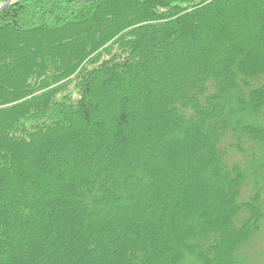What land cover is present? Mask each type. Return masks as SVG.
<instances>
[{
    "label": "trees",
    "instance_id": "trees-1",
    "mask_svg": "<svg viewBox=\"0 0 264 264\" xmlns=\"http://www.w3.org/2000/svg\"><path fill=\"white\" fill-rule=\"evenodd\" d=\"M263 222L264 0L0 12V264H244Z\"/></svg>",
    "mask_w": 264,
    "mask_h": 264
},
{
    "label": "rangeland",
    "instance_id": "rangeland-1",
    "mask_svg": "<svg viewBox=\"0 0 264 264\" xmlns=\"http://www.w3.org/2000/svg\"><path fill=\"white\" fill-rule=\"evenodd\" d=\"M4 4L5 2L0 1V8ZM257 41L258 43H261L260 40ZM261 49L262 47L258 46L255 49V53L261 51ZM174 135L176 136V133L170 134V137ZM170 137H166V140ZM215 182V184L218 185L217 181ZM262 227V232L240 250V257L244 264H264V222Z\"/></svg>",
    "mask_w": 264,
    "mask_h": 264
},
{
    "label": "water",
    "instance_id": "water-1",
    "mask_svg": "<svg viewBox=\"0 0 264 264\" xmlns=\"http://www.w3.org/2000/svg\"><path fill=\"white\" fill-rule=\"evenodd\" d=\"M87 2H92V1H96V0H85ZM15 2V0H8L1 8H0V12H2L3 10L9 8L10 6H12V4Z\"/></svg>",
    "mask_w": 264,
    "mask_h": 264
}]
</instances>
